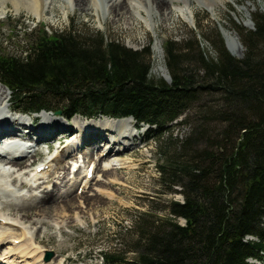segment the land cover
<instances>
[{"label": "trees", "instance_id": "obj_1", "mask_svg": "<svg viewBox=\"0 0 264 264\" xmlns=\"http://www.w3.org/2000/svg\"><path fill=\"white\" fill-rule=\"evenodd\" d=\"M252 19L254 28L236 27L242 57L219 34L215 55L197 38L183 46L168 39L170 83L151 74V46L135 50L98 32L83 36L74 24L53 35L40 30L26 54L0 53V82L15 111L59 110L67 120L132 116L159 142L160 184L183 198L167 200L162 216L155 208L138 212L134 247L102 251L106 264L264 260V12ZM192 108L196 116L180 121L192 131L171 143L170 125Z\"/></svg>", "mask_w": 264, "mask_h": 264}, {"label": "rangeland", "instance_id": "obj_2", "mask_svg": "<svg viewBox=\"0 0 264 264\" xmlns=\"http://www.w3.org/2000/svg\"><path fill=\"white\" fill-rule=\"evenodd\" d=\"M16 1L0 0V53L4 55L26 54L31 40L37 36L40 30H46L49 35H53L56 31L67 30L74 24L76 32L83 36L98 32L107 39H117L127 47L135 50H143L145 47L151 46V59L153 62L151 74L155 78H163L168 83L171 82V77L165 63L164 52V43L168 39H172L183 46L188 39L197 38L200 48L206 54L215 55L214 42H217L218 34L223 37L225 46L231 53L228 37L237 38L236 46H239L241 53L240 55L232 54L236 57H242L244 45L236 27L241 25L249 29L254 28L252 19L254 12L257 10L264 12V0H221L214 9L194 1L191 6L194 19L188 21L174 11L167 21L158 14L154 19V26H148L140 19H132L131 23L128 24L125 16L119 19L116 17L114 20L113 14L110 15L107 12L103 14L105 7L102 0L99 1L100 10L98 12L94 8L83 10L79 5L75 6L73 0H47L46 9L40 17L29 12L25 5L22 6L23 8H18V10L14 4ZM22 2L25 3L24 0ZM203 98L204 102L208 103V94H204ZM10 103L7 106L8 108H10ZM8 112L15 116L26 117L25 119L32 120L31 122L34 125H38L44 117L65 122L68 126L74 125V117L72 120H67L56 112L43 111L31 115L19 114L12 112L10 109ZM195 113L192 108L178 118V123L175 121L170 125V133L173 136L171 143L185 138L192 131L190 124H180V121L185 118L191 120L196 116ZM186 114L188 115L185 116ZM100 116L83 117L89 120ZM29 128H24L21 132L27 133ZM148 128V125L138 127L135 122L134 132L137 135L130 143L132 146L121 154V157L126 160L123 167L119 166L117 171L111 169L106 175L104 169H98L97 176L92 180V185L85 191L88 197H94L90 203L84 199L75 200V208H66L68 210L65 215L52 212V214H47L48 216L45 217L40 215L25 216L26 220L33 222L31 224L26 223L25 226L35 236L33 245L39 243V249L35 253L30 252V254L25 255L23 250H29L33 246L12 249L8 247L10 243L6 242L4 249L8 247L11 252L8 264H58L61 261H63L61 264H106L101 257L102 251L113 252L114 250L120 252L133 248L136 239L133 232L134 216L138 212L153 210V208H155L157 214L162 216L166 214L163 206L167 200L171 198L182 200L183 198L179 191H165V188L160 184L158 165L162 161V155L159 152V142L150 139L149 133L151 131L149 132ZM71 133H74V131H61L56 138L41 142V145L37 147L40 148L38 150L39 154L34 157L33 165L29 166L28 163V166H25L24 163V168L29 167L32 169L49 154L59 155L62 153L63 149H66V145L72 142L73 136L68 138ZM87 136L89 137V135ZM109 136L107 134L108 138ZM33 137H28L24 142H33L31 141ZM164 139L167 140V138ZM105 144H107L106 141L103 142V146H106ZM50 146L51 149H49ZM100 150L101 148L96 149L95 153L99 154ZM82 154V152L76 154L75 158H78L79 162L82 161ZM96 154L94 160H85L86 167L89 164L92 165V161H97ZM59 160L66 161V172H69L68 167L71 163L79 164L76 159H71V156L67 155H63ZM105 163L101 161L100 165L103 166ZM71 168V173L62 183L60 178L57 177L58 170L55 169L54 174L47 175V179L50 178L52 182L40 184V188L30 196L35 197L34 194L36 193L41 196L45 188L51 192L55 189L52 192L54 194L59 191V196L63 193L71 194L73 192L80 196L84 188L82 186L78 188V185H74L76 178L73 176L75 173L73 165ZM75 168H78V166H75ZM19 169H22L21 166H19ZM85 169L80 174L81 177L78 175L79 179L77 180L85 175ZM40 181H43V179ZM56 186L58 190L54 188ZM176 188L180 190L181 186H176ZM97 190L102 191L97 193ZM20 191L30 193L28 187H23ZM96 194L100 197H95ZM49 196L53 197L52 194ZM20 202L24 203L25 201L20 200ZM181 223L184 224V220L181 219ZM246 238L255 239L250 235ZM48 252H52V256L49 258L47 257ZM41 253L43 255L39 256ZM127 255L133 257L135 253L129 251ZM36 257L38 258L36 259ZM248 261L264 264V260L260 263L254 258H249Z\"/></svg>", "mask_w": 264, "mask_h": 264}, {"label": "bare ground", "instance_id": "obj_3", "mask_svg": "<svg viewBox=\"0 0 264 264\" xmlns=\"http://www.w3.org/2000/svg\"><path fill=\"white\" fill-rule=\"evenodd\" d=\"M22 1L17 0L14 3L17 9L25 5L29 12H32L36 16L40 17L46 9L47 0H24L25 3ZM99 1L73 0L72 2L75 6L79 5L83 10L94 8L98 12L100 10ZM194 1H198L201 5H207L210 9H214L221 2V0H102L105 7L103 14H106V12L110 15L113 14L114 20L116 17L119 19L125 16L128 24L131 23L132 19H140L148 26H154V19L158 14L167 21L174 11L188 21L194 19L191 9ZM228 40L232 53L240 55V48L236 46L237 38L228 37ZM3 86L0 83V264H8L11 254L8 247L15 249L33 246L29 249L30 251L28 249L23 250V254L25 255L30 254V252L35 253L39 249V243L35 246L33 245L35 243V236L25 226L26 223L31 224L33 222L26 220V217H33L34 215L45 217L47 214H52V212H56L58 215H65L68 209L75 208V200L84 199L90 203L94 197H88L85 191L92 185V180L97 176L98 169H104V174L106 175L111 169L117 171L119 166L123 167L126 164V160L121 157V154L132 146L130 143L137 134L134 132L135 120L133 121V117L112 118L102 115L100 117L103 118L98 117L99 119L88 120L82 115H76L73 126H68L65 122L63 123L56 119L44 117L38 125H34L31 122L32 120H26V117L9 114L8 110H11L12 107L10 103V91L4 86L8 90L7 92ZM9 103L10 108L7 107ZM24 127H30L28 133L21 132ZM70 130L74 131V133L68 136V138L73 136L72 142L66 145V149L64 148L62 153L59 155L55 153L49 154L32 169L29 167L24 168V163L25 166H28V163L29 166L33 165L35 161L34 157L39 154L38 150L40 148L37 147L41 145V142L56 138L61 131L66 132ZM107 134L110 135L109 138ZM28 137H33V140H31L33 142H24ZM105 141L107 144L103 146V142ZM127 145L128 147H126ZM51 148L50 146L49 149ZM99 148H101L100 153L96 154L95 151ZM81 152L83 153L82 161L79 162L78 158L75 157L76 154L78 155ZM95 154L97 155V161H92V166L95 170L93 177L89 179L87 171L90 164L86 167L85 160H94ZM63 155L71 156V159H76V162L79 164L71 163L68 167L69 172H66V161L59 160ZM57 161L59 162L57 163ZM101 161L106 163L102 166L100 165ZM72 165L73 168L78 166L73 175L76 178L74 185H78V188L81 186L84 188V192L82 191L80 196L74 194V192L71 194L63 193L59 196V191L56 194L52 193L55 190L53 188L52 192L45 188L46 190L42 191L44 193L41 196L37 193L34 194L35 197L30 196V194L35 193L40 188V184L51 183L52 180L50 178L47 179V175L54 174L56 170H58L57 177L60 178L61 183L65 181L71 173L70 169H72ZM19 166L22 169H19ZM84 169L85 175L80 180H77L79 176L81 177L80 174L83 173ZM41 179L43 181H40ZM23 187H28L30 193L21 192L20 190ZM54 188L58 190L57 186ZM100 191L102 190H97V193ZM50 194L53 197H50ZM95 197L99 198L100 196L96 194ZM20 200L25 202H20ZM4 208L7 210H4ZM55 221L57 222L56 219ZM6 242L10 243V245L4 249ZM41 255L43 254L41 253L39 256Z\"/></svg>", "mask_w": 264, "mask_h": 264}, {"label": "water", "instance_id": "obj_4", "mask_svg": "<svg viewBox=\"0 0 264 264\" xmlns=\"http://www.w3.org/2000/svg\"><path fill=\"white\" fill-rule=\"evenodd\" d=\"M56 113H60V111H57ZM52 256V252H48L47 253V257L49 258V257H51Z\"/></svg>", "mask_w": 264, "mask_h": 264}]
</instances>
